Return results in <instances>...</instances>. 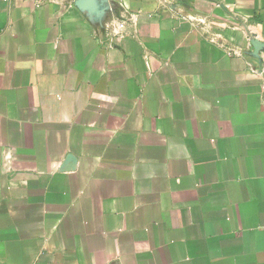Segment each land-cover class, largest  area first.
I'll return each mask as SVG.
<instances>
[{
    "label": "crops",
    "instance_id": "1",
    "mask_svg": "<svg viewBox=\"0 0 264 264\" xmlns=\"http://www.w3.org/2000/svg\"><path fill=\"white\" fill-rule=\"evenodd\" d=\"M264 0H0V264H264Z\"/></svg>",
    "mask_w": 264,
    "mask_h": 264
},
{
    "label": "built area",
    "instance_id": "2",
    "mask_svg": "<svg viewBox=\"0 0 264 264\" xmlns=\"http://www.w3.org/2000/svg\"><path fill=\"white\" fill-rule=\"evenodd\" d=\"M263 71H264V68H263Z\"/></svg>",
    "mask_w": 264,
    "mask_h": 264
}]
</instances>
